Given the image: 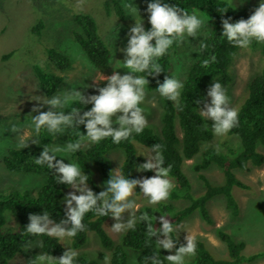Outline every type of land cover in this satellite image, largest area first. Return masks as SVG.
<instances>
[{"label":"rangeland","instance_id":"obj_1","mask_svg":"<svg viewBox=\"0 0 264 264\" xmlns=\"http://www.w3.org/2000/svg\"><path fill=\"white\" fill-rule=\"evenodd\" d=\"M222 1L236 9L254 6L257 14L264 19V0ZM159 3L160 0H0V195L12 192L30 195L44 184L47 178L45 172H11L3 163V157L10 149L36 150L55 167L70 174L72 184L65 191L61 210L70 219L76 216L79 202L90 194L91 187L84 182L83 173L76 165L66 138L55 137L49 147L43 149L39 143V127L54 114L82 109L87 100L86 91L92 86L102 88L99 102L118 91H124L138 105L131 104L108 112H104L103 106L99 105L105 127L115 132L141 127L159 129L163 92L147 89L137 70L132 67L135 46L142 37L145 21L158 9ZM118 11L119 15L116 13ZM76 14L87 15L95 22L97 36L109 53V63L103 71L92 67L75 40L76 34H82L73 21ZM182 21L177 45L171 51L167 76V89L172 101L177 100L187 67L196 57V45L210 29L209 17L196 10L184 11ZM38 22L39 28H33ZM52 53L64 57L68 61V67H57L53 57H49ZM7 54L10 56L5 58ZM262 63L258 49L242 44L228 65L232 79L230 93L221 106L212 102L215 81L205 87L195 107L203 116L204 122H207L213 137L209 142L200 143V151L207 148H214L222 153L238 150L240 142L236 136L228 133L227 117L244 98L248 82L261 70ZM37 72L62 77L52 95L45 96L39 89ZM88 144L89 141L84 140L81 148L84 149ZM132 145L136 155L149 164L154 180L160 185L161 193L156 196L152 195V186L141 170L134 172L139 193L119 186L120 167L124 159L120 148L111 149L106 154L116 182L114 186L105 183L98 166L88 162L91 181L101 194H119L117 212L102 224L112 246L121 243L123 234L139 209L153 208L155 218L159 220L160 205L172 203L174 211H178L189 204L184 199L169 200L168 193L174 188L175 181L159 167L157 152L136 141ZM257 151L264 155V147L258 146ZM199 160L200 153L181 167L190 183V195L194 198L204 191L198 173L193 171V165ZM233 172L236 179L244 185V189L236 186L231 189L237 214L234 216L227 209L222 195L210 199L206 204L210 219L208 222L196 210L170 228V234L182 248L181 253L177 252L176 245L167 236L158 238L157 251L166 264H189L194 259L190 246L195 240L204 242L214 259L227 258L226 247L219 239V233H224L235 243H242L241 255L244 258L264 254V164L260 167L251 166L249 171ZM200 174L212 185H220L224 181L222 170L213 163ZM6 216L8 219L5 229L14 231L16 222L11 214L7 213ZM45 232L56 238L71 258H85L95 260L97 264H108L109 249L103 247L94 232H88L84 244L77 249L71 247L69 234L55 223L48 222ZM25 250L35 255L38 264L57 262V259L41 251L39 239H35ZM126 252L128 264H135L137 252L131 249ZM100 254L104 257L99 258ZM7 264L25 263L22 254L16 253ZM241 264H264V255L253 262Z\"/></svg>","mask_w":264,"mask_h":264},{"label":"trees","instance_id":"obj_2","mask_svg":"<svg viewBox=\"0 0 264 264\" xmlns=\"http://www.w3.org/2000/svg\"><path fill=\"white\" fill-rule=\"evenodd\" d=\"M157 8L145 21L142 37L135 46L132 67L137 70L147 89L163 92L159 129L152 126L153 129L141 127L115 132L105 127L99 105L103 106L104 112L116 111L131 104L138 105L124 91H118L99 102L102 96L100 86H92L86 91V103L79 111L54 114L49 121L41 124L40 146L47 149L55 137H65L76 165L83 173L84 182L91 187L90 194L79 202L73 219L61 210L65 191L72 184L70 174L55 167L36 150H8L3 157L7 170L18 173L45 172L47 178L33 194L12 192L0 195V264H7L16 253L22 254L25 264H38L35 255L25 250L35 239H39L42 252L57 259L55 264H97L95 260L71 258L58 240L45 232L48 222L55 223L69 234L73 249L84 244L88 232H94L103 247L109 249L108 264H128V249L137 252L135 264H166L157 251L158 238L167 236L176 245L177 252L181 253L182 248L170 234V228L196 210L208 222L206 204L210 199L222 195L227 209L234 216L237 214L231 189L234 186L244 189V185L236 179L233 171H249L251 166L260 167L264 164V155L257 151L258 146L264 147V19L257 14L254 6L236 9L222 0H160ZM189 10L206 14L210 29L196 45V57L187 67L177 100L172 101L167 89L171 51L177 45L178 32L183 23L182 13ZM116 13L119 15L120 11ZM73 21L82 31V34H76L75 40L89 63L98 71L105 70L109 53L97 36L94 20L87 15L76 14ZM38 25L39 22L33 28H39ZM242 44L258 49L263 63L261 70L248 82L244 98L227 117L228 133L238 138L240 147L226 153L214 148L200 151V143L211 141L213 133L206 121L205 124L203 116L196 111L195 104L205 87L214 80L212 102L216 106L222 105L230 93L232 81L228 65ZM9 56L7 54L4 57ZM49 57H53L55 65L61 69L69 65L64 57L53 53ZM37 77L39 89L45 96L52 95L62 80V77L47 76L40 72H37ZM84 140H88L89 144L82 149ZM133 141L156 151L159 167L174 179L175 186L168 193L169 200L184 199L189 204L178 211H174L172 203L160 205L159 220L155 218L153 208L139 209L123 234L121 243L112 246L102 224L117 212L119 194H101L91 181L88 162L98 166L105 183L114 186L116 182L106 154L111 149L120 148L124 159L120 167L119 186L139 193L134 172L141 170L152 186V195L156 196L161 193L160 185L154 180L149 164L136 155ZM198 153L200 160L193 165V171L198 173L204 191L194 198L190 195V183L181 167ZM211 163L222 170L224 181L220 185L210 184L200 174ZM7 213L12 215L17 225L11 232L5 229ZM218 237L226 247L227 258L214 259L206 245L195 240L190 246L194 259L189 264H241L253 262L264 255L255 254L244 258L241 255L242 243L233 242L224 233H219ZM103 257V254L99 255V258Z\"/></svg>","mask_w":264,"mask_h":264},{"label":"crops","instance_id":"obj_3","mask_svg":"<svg viewBox=\"0 0 264 264\" xmlns=\"http://www.w3.org/2000/svg\"><path fill=\"white\" fill-rule=\"evenodd\" d=\"M204 243V242H203ZM205 244V243H204ZM225 246V245H224ZM207 248V247H206Z\"/></svg>","mask_w":264,"mask_h":264}]
</instances>
